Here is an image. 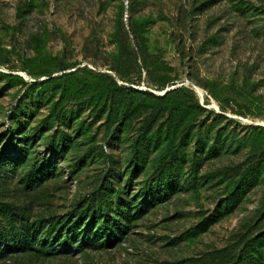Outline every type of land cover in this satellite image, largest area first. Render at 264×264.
Instances as JSON below:
<instances>
[{
	"label": "rangeland",
	"instance_id": "1",
	"mask_svg": "<svg viewBox=\"0 0 264 264\" xmlns=\"http://www.w3.org/2000/svg\"><path fill=\"white\" fill-rule=\"evenodd\" d=\"M69 73L84 90L63 97L58 79ZM113 82L157 95L166 91L159 84L182 89L167 102L148 96L149 104L110 124L105 97L86 86L123 96ZM197 103L212 119H229L216 117L209 132L223 129L231 146L192 174L189 138L169 170L167 200L122 222L123 239L72 254L18 253L0 264H236L243 251L215 250L241 249L242 238L264 235V131L245 128L264 120V0H0V232L14 235L34 222L98 208L105 192L116 205L118 196L141 194L157 177L156 160L136 152L142 127L151 123L149 136L160 129L163 139L171 107ZM198 114H186L181 128L190 120L199 126ZM257 162V183L232 212L187 235ZM138 163L145 167L136 174ZM226 166L232 173L222 175ZM36 239L48 238L39 231ZM252 252L240 263L257 256ZM255 264H264V253Z\"/></svg>",
	"mask_w": 264,
	"mask_h": 264
},
{
	"label": "trees",
	"instance_id": "2",
	"mask_svg": "<svg viewBox=\"0 0 264 264\" xmlns=\"http://www.w3.org/2000/svg\"><path fill=\"white\" fill-rule=\"evenodd\" d=\"M118 73L125 82L133 84L132 78L121 75L119 71ZM110 77L112 78V76ZM62 79H64L63 97H65V95L73 96L81 92L83 93L84 87L75 83L71 73L63 74L58 80ZM113 86L121 91L123 96H116L113 89L109 86L105 87L93 83L86 86L88 90L93 89L97 91L99 96L105 97L109 108L107 121L110 124H115L117 122L116 119H120L121 121L125 120L129 112L149 104L147 100L148 96L154 97L162 102H167L182 89H171L163 95H157L149 91L136 89L133 86L124 84L118 86L116 82H113ZM156 89L159 91L166 90L164 84H159L156 86ZM135 95H138V99H136V97L133 98ZM222 109L225 108L222 107ZM200 113L204 118L199 126L198 122L196 123L190 120L185 128H181L182 118H184L186 114L193 117L196 114L200 115ZM212 116V111L199 103H197V106L187 108L183 104L172 106L168 112V126L166 127L164 138H161L162 132L160 129L156 131V134L149 136L151 131V123H149L142 127V139L136 144V152L141 159L149 158L156 160L154 164V173L157 177L151 184L143 188L141 194H137L131 200L118 196L119 198L116 205L115 201L110 199V191L109 193L105 192L104 196L99 201L98 208L89 206L87 209L80 212L77 211L67 216L63 215L50 218L45 220V223L34 222L28 230L18 232V234L14 235H10L7 232H0V258L26 252H35L42 256L63 253L72 254L74 252H81L86 247L90 246L101 247L104 244L110 246L116 241L123 239V236L126 234L125 227H127V225H122V222H129L134 218L141 217L151 206H155L167 200L168 195L172 192L171 181H173L172 176H169L171 173H169V170L175 172L176 166L173 165V163L178 159V149L184 146L189 147V138L194 136L192 145L193 151H191L193 157L191 166L192 174L199 173L208 160L219 158L229 149L231 145L227 144V138L224 136L223 129L216 131L212 137L209 132V129L214 126L216 117L225 120L229 119H226L223 114H216L213 119L211 118ZM237 124L239 125L238 122ZM245 128L264 131V126L255 124H249V126L247 125ZM142 162L144 163V161ZM143 163L136 164L134 169L136 174L144 172L145 165ZM260 167L261 163L257 162L249 167V170L252 169L250 173H248L249 170L240 172L235 181L233 193H230L224 202L216 207L213 213L195 227L188 230L186 234L197 235L206 232L221 218L231 213L232 208L238 205L241 200V194L252 189L256 185L258 176L255 171H258ZM241 168V164H239L237 169L240 170ZM237 169L235 168V170ZM220 173L222 175L232 173V168L226 166L220 170ZM136 174H133V176ZM103 187L108 189V186ZM112 213L113 215L111 216ZM88 219H92V223L87 224L84 229L85 221ZM99 222L101 225L97 227ZM94 229L97 230L95 231ZM39 231L45 233L46 238H48L46 239L47 242L37 241L36 236L39 234ZM82 232L84 233V238L80 240L79 236ZM98 232L101 233L99 238H97ZM75 242H77V244H75ZM240 243L239 248L241 249L225 247L221 250H215L216 252H214L216 254L228 253L230 255L231 252L234 254L243 251L236 264H241L240 262H243L245 255L244 253H250L251 251L255 252L257 256L253 255L249 261L246 259L248 264H255L262 258V253H264V235L259 236L257 234H250L248 237L242 238ZM207 255H212V253ZM194 261H197V259H186V262L189 263H194Z\"/></svg>",
	"mask_w": 264,
	"mask_h": 264
},
{
	"label": "water",
	"instance_id": "3",
	"mask_svg": "<svg viewBox=\"0 0 264 264\" xmlns=\"http://www.w3.org/2000/svg\"><path fill=\"white\" fill-rule=\"evenodd\" d=\"M172 89H173V88H172ZM169 90H170L169 88L166 89L165 93H166L167 91H169ZM165 93H164V94H165ZM202 100H203V98H202ZM251 124L264 126V120H263V121H257V122L251 123Z\"/></svg>",
	"mask_w": 264,
	"mask_h": 264
},
{
	"label": "bare ground",
	"instance_id": "4",
	"mask_svg": "<svg viewBox=\"0 0 264 264\" xmlns=\"http://www.w3.org/2000/svg\"><path fill=\"white\" fill-rule=\"evenodd\" d=\"M196 90L202 95V91L196 87Z\"/></svg>",
	"mask_w": 264,
	"mask_h": 264
}]
</instances>
